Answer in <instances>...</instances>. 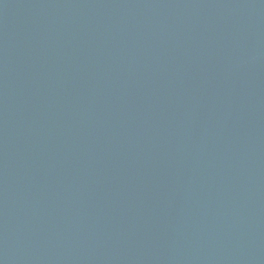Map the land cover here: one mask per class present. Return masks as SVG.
<instances>
[{"label": "water", "instance_id": "water-1", "mask_svg": "<svg viewBox=\"0 0 264 264\" xmlns=\"http://www.w3.org/2000/svg\"><path fill=\"white\" fill-rule=\"evenodd\" d=\"M0 264H264V0H0Z\"/></svg>", "mask_w": 264, "mask_h": 264}]
</instances>
